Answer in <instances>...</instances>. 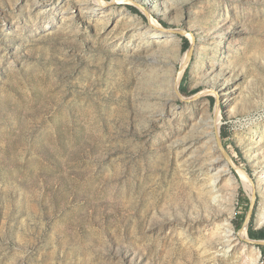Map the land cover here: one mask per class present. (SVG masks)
Segmentation results:
<instances>
[{
    "label": "rangeland",
    "instance_id": "rangeland-1",
    "mask_svg": "<svg viewBox=\"0 0 264 264\" xmlns=\"http://www.w3.org/2000/svg\"><path fill=\"white\" fill-rule=\"evenodd\" d=\"M253 196L264 0H0V264H264Z\"/></svg>",
    "mask_w": 264,
    "mask_h": 264
},
{
    "label": "bare ground",
    "instance_id": "bare-ground-1",
    "mask_svg": "<svg viewBox=\"0 0 264 264\" xmlns=\"http://www.w3.org/2000/svg\"><path fill=\"white\" fill-rule=\"evenodd\" d=\"M184 66V65H183ZM177 77H179V76H177ZM176 80H177V78H176ZM179 82V81H178ZM176 86H177V84H176ZM177 90V89H176ZM211 127H212V129H211V131H212V134H213V138H215V139H217V135H218V133H219V128H220V119H219V115H215V116H213L212 118H211ZM209 126H210V124H209ZM210 131V132H211ZM211 135V134H210ZM209 140V139H208ZM216 146H217V144H216ZM215 148V150H216V154H218L219 155V157L221 156L220 154H222V153H220V151L219 150H221V149H217L216 147H214ZM224 155V154H223ZM214 159V158H213ZM222 165H223V171L225 170L226 171V174L227 175H229V176H231V171H230V169H229V166H228V164L226 163V161L225 160H223L222 161ZM211 178V177H210ZM231 178V177H230ZM229 180V179H228ZM211 192V191H210ZM211 194H212V192H211ZM216 196H217V194H215ZM212 197V196H211ZM213 199V198H212ZM215 202V201H214ZM227 220V219H226ZM229 220V219H228ZM227 224H229V222L227 221ZM229 226V225H228ZM224 231V230H223ZM223 231H222V233H223ZM243 232V236H244V238H246V236H245V234H244V231H242ZM226 234H228V235H233L234 233H233V231H232V229L231 228H228V229H226ZM225 236H227V235H225ZM224 236H222V238H223ZM233 241V240H232ZM225 242H226V240H225ZM224 246V245H223ZM223 246H221V247H223ZM225 247V246H224ZM229 246H227V248H228ZM229 250V249H228ZM227 250V251H228Z\"/></svg>",
    "mask_w": 264,
    "mask_h": 264
},
{
    "label": "water",
    "instance_id": "water-1",
    "mask_svg": "<svg viewBox=\"0 0 264 264\" xmlns=\"http://www.w3.org/2000/svg\"><path fill=\"white\" fill-rule=\"evenodd\" d=\"M177 95L179 96V98L181 100H185L179 90H177ZM217 144L219 146V148L221 149V151L223 152V154L225 155V157L230 160V157L229 155L225 152L224 150V147L222 145V142H221V137L219 136V134L217 135ZM253 205H254V196L251 198L250 200V204H249V208H248V211L246 213V216H245V219H244V222H243V226L245 228V230L248 229V226H249V222H250V219H251V215H252V210H253ZM246 240L251 243V244H255V245H264V240H261V239H251V238H246Z\"/></svg>",
    "mask_w": 264,
    "mask_h": 264
},
{
    "label": "trees",
    "instance_id": "trees-1",
    "mask_svg": "<svg viewBox=\"0 0 264 264\" xmlns=\"http://www.w3.org/2000/svg\"><path fill=\"white\" fill-rule=\"evenodd\" d=\"M184 42H185V44H187V41L186 40ZM183 83H184V81H183ZM180 92L181 93L182 92H185V86L184 85H183V88H181V91ZM220 137L222 139H226L229 136H228V134L226 132L221 131ZM247 233H248L249 238H251V239H261V240H264V228L254 229L252 227L251 221L249 223V227L247 229Z\"/></svg>",
    "mask_w": 264,
    "mask_h": 264
}]
</instances>
